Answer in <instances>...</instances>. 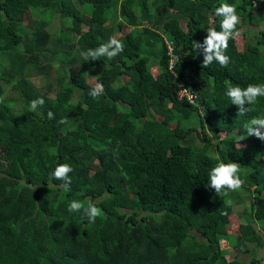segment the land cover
Listing matches in <instances>:
<instances>
[{
  "label": "trees",
  "instance_id": "trees-1",
  "mask_svg": "<svg viewBox=\"0 0 264 264\" xmlns=\"http://www.w3.org/2000/svg\"><path fill=\"white\" fill-rule=\"evenodd\" d=\"M236 1L0 0V264H264L256 255L264 247V141L244 129L264 117V96L238 116L226 95L229 85L264 84V0ZM116 3L121 20L109 27ZM221 3L235 5L244 43L229 39L226 67H201L193 41L203 44L210 24L221 31ZM29 9L57 11L70 42L49 36L42 44L44 18L19 33ZM113 36L124 45L117 56H81ZM165 40L177 57L173 74ZM40 76L46 84L37 87L31 79ZM178 82L195 106L176 99ZM96 84L103 92L93 98ZM203 122L221 139L203 135ZM219 162L240 165L241 189L209 187ZM58 164L73 169L69 191L52 176ZM89 199L101 209L94 223L67 210ZM245 199L238 215L246 222L236 236L226 233Z\"/></svg>",
  "mask_w": 264,
  "mask_h": 264
},
{
  "label": "clouds",
  "instance_id": "clouds-1",
  "mask_svg": "<svg viewBox=\"0 0 264 264\" xmlns=\"http://www.w3.org/2000/svg\"><path fill=\"white\" fill-rule=\"evenodd\" d=\"M215 15L222 17L220 21L221 31L217 32L214 28H210L203 44L193 41V47L203 55V63L201 67H208L213 61H216L222 67H226L230 61V57L225 55L228 48V41L230 38L240 36V31L237 30V25L240 23V17L237 14L235 5L228 3H221L215 9ZM71 18H69V26ZM124 45L114 36L110 37L107 43L101 44L95 49H89L86 52H81L84 59L97 60L101 56H106L112 59L121 53ZM103 92V85L96 84L89 95L93 98L98 97ZM226 95L230 98L233 105L238 108V116H243L251 111L249 105L256 103L257 98L264 96V84H249L246 88L240 86H231L227 88ZM43 99L33 100L30 104V111H35L37 106H43ZM48 117H53L52 112H48ZM60 123H66L65 119H61ZM244 129L248 136H255L261 141H264V117H256L251 119L244 125ZM240 165L237 163H223L219 162L209 172V187L215 189L216 193L221 192L223 189L230 191H237L241 189L245 183L239 176ZM73 171L69 164H58L52 173L54 179L62 180L64 183L61 187L65 191L70 190L69 173ZM67 210L69 212H78L83 210V215L90 222L94 223L96 218L101 215V209L96 206L90 199L85 203L73 200L69 203Z\"/></svg>",
  "mask_w": 264,
  "mask_h": 264
},
{
  "label": "rangeland",
  "instance_id": "rangeland-1",
  "mask_svg": "<svg viewBox=\"0 0 264 264\" xmlns=\"http://www.w3.org/2000/svg\"><path fill=\"white\" fill-rule=\"evenodd\" d=\"M144 1V0H143ZM233 3L237 4L236 0H233ZM114 10L110 12H108V15L113 17V20H110V22L108 23V26H114L116 24V22L120 21V15L118 13V9H119V5L116 3L113 6ZM87 16V15H86ZM40 18H44L45 21L47 22V27H46V33L41 34L39 37V40L42 44L45 43V41L48 39V37L50 36L51 38L53 37H59L62 42H70V37L68 36V34H66L65 32L62 31L61 29V21L59 19L58 16V12L55 10H49L45 13V16H42L40 14H38L36 11L29 9L28 11L25 12V14L19 18V26L17 27V31L21 34H28L31 30H32V23L33 21L40 19ZM182 28H184V25L181 23ZM263 27V25H261L259 28ZM212 28V25L210 24L209 29ZM255 30L256 28H250V32H247V39L251 40V34H255ZM129 31H133L131 29L128 28H123L121 31V34H124L126 32ZM235 39V43L237 47H242L243 43H244V39H242L241 36L238 37H234ZM152 75H155V70H153ZM31 81L33 82L34 85H36L37 87H40L43 84H46V79L45 77H33L31 79ZM95 86V85H94ZM8 96V95H6ZM9 97V96H8ZM149 115H153L154 119L160 120L159 116L154 115L152 112L149 111ZM191 123L196 124L198 121V117L197 116H193L190 119ZM188 123V124H187ZM187 123H185L184 126H188L189 125V121H187ZM204 125V129H203V135H207L209 136L211 139H221V136H217L215 134L212 133L211 129L203 122ZM199 130V126L198 129ZM231 136L234 137H238V134H236V131H234V134H231ZM222 146V145H221ZM241 146V145H240ZM237 147H239V145H237ZM258 161H261L264 165V159H260ZM226 189V188H225ZM261 197H264V195H262ZM246 200V199H245ZM249 204V202L246 200L243 202V204L240 205H235V208L233 210V212L228 216V220L229 223L226 225L225 229H226V233H229L231 235H237V228L240 224H244L246 222V217H243V215H238V212H241L242 207H247ZM260 222L257 221L256 225L259 226ZM224 244V243H222ZM227 255V259L231 260L234 257L233 252H231L230 250L226 253ZM257 256H263V260L262 263H264V247L260 248L257 252H256ZM240 258L243 259L245 262H247L246 259H248V257L246 256V259L244 257V255H240Z\"/></svg>",
  "mask_w": 264,
  "mask_h": 264
},
{
  "label": "built area",
  "instance_id": "built-area-1",
  "mask_svg": "<svg viewBox=\"0 0 264 264\" xmlns=\"http://www.w3.org/2000/svg\"><path fill=\"white\" fill-rule=\"evenodd\" d=\"M165 48L167 50L168 61H167V71L173 74V67L177 61L176 55L172 51V41H164ZM175 97L178 101H185L188 105L195 106L197 102V97L191 94L183 85V83L178 82L176 85Z\"/></svg>",
  "mask_w": 264,
  "mask_h": 264
}]
</instances>
